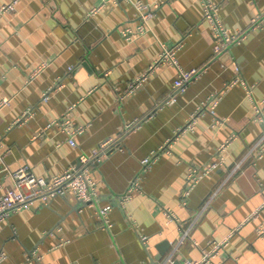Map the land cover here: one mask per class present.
Masks as SVG:
<instances>
[{
  "label": "crops",
  "instance_id": "obj_1",
  "mask_svg": "<svg viewBox=\"0 0 264 264\" xmlns=\"http://www.w3.org/2000/svg\"><path fill=\"white\" fill-rule=\"evenodd\" d=\"M135 1L17 0L0 16V102L8 99L0 107V196L21 166L52 178L107 137L120 144L90 165L97 203L67 192L12 210L0 222V264H186L230 234L207 264H264V113L258 118L255 108L264 101V21L251 28L264 0H212L231 33L248 32L219 54L203 0H140L159 5L146 31L128 40L121 29L140 24ZM176 45L182 68L202 70L187 90H174L179 70L164 63L130 92ZM67 113L84 128L77 145L58 123ZM193 115L195 127L182 130ZM152 152L157 160L142 170ZM137 176L140 187L121 204ZM107 204L104 219L98 208Z\"/></svg>",
  "mask_w": 264,
  "mask_h": 264
},
{
  "label": "built area",
  "instance_id": "obj_2",
  "mask_svg": "<svg viewBox=\"0 0 264 264\" xmlns=\"http://www.w3.org/2000/svg\"><path fill=\"white\" fill-rule=\"evenodd\" d=\"M17 0L8 2L0 6V16L7 12H13L16 10ZM138 16L140 18V24L136 30L131 27H124L121 29L123 36L128 40L134 39L137 34L143 33L146 31L149 21L154 16V9L159 5V3L147 4L143 1L136 0L133 2ZM204 4V16L212 23V28L215 33V43L213 50L217 54L221 53L232 43L240 42L242 38L247 36V31H242L241 33L235 34L231 33L228 28L222 23L220 16H218L219 6L214 3L212 0H203ZM264 21V16H258L253 19L251 28H256ZM178 45L172 46V48L166 47L162 50L160 56L155 59V61L149 66V70L139 76L137 80L131 85L130 92L139 86V84L147 77L148 73H151L155 70L156 67H159L161 64L169 63L175 65L179 70L177 78L174 80L173 86L174 90L177 92H185L188 88L190 82L197 78L201 69L199 68H190V70L182 68L179 64L177 58V49ZM237 70L240 72V67L236 66ZM234 82H237L235 80ZM250 93H252L251 88L249 87ZM47 98V96H45ZM176 100L175 94H171L168 101L173 103ZM218 97L214 96L210 99L211 102V112L215 113V107L218 104ZM8 103L7 98H3L0 102L1 105ZM256 114L258 118L263 117L264 113V101L255 103ZM70 113H67L60 121L65 130L70 134V144L77 145L75 140V134L81 133L84 128L82 126H76L71 118L69 117ZM196 116L193 115L191 122L184 127L182 130H192L195 127ZM264 140V137L257 143L260 145ZM230 141H227L219 146V151L224 152ZM168 147L165 146V148ZM120 148L119 140L115 137H107L104 141L99 143V145L94 148L89 154L79 155V164L72 165L71 168L67 169L61 174H56L52 178H46L44 176H36L28 165L21 166L18 170L12 171L11 175L14 178V184L5 189L2 196H0V222L4 221L6 217L10 215L12 210L20 209L22 206H28L35 200H41L43 204H48L50 199L56 195L65 196L67 192H74L78 200L82 204L90 205L97 203L98 192L96 191V182L93 178L90 165H98L106 158L111 152L115 149ZM164 148V147H163ZM157 153L152 152L150 155L142 158V170L149 169L152 164L157 160ZM218 162H214L210 167L206 168L202 174H196L193 176V179H199L203 175L210 172V170L216 168L219 164L224 162V157ZM141 176L134 178L127 192L120 196L121 204H125L128 201L134 192L135 189L140 187ZM189 190L187 191V194ZM111 208V204H107L104 207L98 208L100 215L106 219V216ZM171 219L173 215L170 213ZM188 234V232H186ZM259 234H264V227L259 230ZM231 235V234H230ZM229 235V236H230ZM229 236L224 238L221 241H214L208 250H206L200 259L188 260L186 264H207L213 263V257L221 250L223 247L227 246L229 243ZM142 241L146 242L147 235L143 234ZM5 258L4 253L0 254V262Z\"/></svg>",
  "mask_w": 264,
  "mask_h": 264
},
{
  "label": "water",
  "instance_id": "obj_3",
  "mask_svg": "<svg viewBox=\"0 0 264 264\" xmlns=\"http://www.w3.org/2000/svg\"><path fill=\"white\" fill-rule=\"evenodd\" d=\"M175 264H182V262L180 260H178Z\"/></svg>",
  "mask_w": 264,
  "mask_h": 264
}]
</instances>
